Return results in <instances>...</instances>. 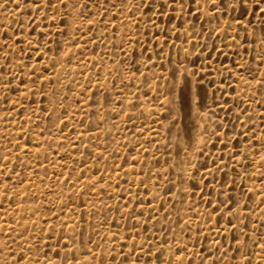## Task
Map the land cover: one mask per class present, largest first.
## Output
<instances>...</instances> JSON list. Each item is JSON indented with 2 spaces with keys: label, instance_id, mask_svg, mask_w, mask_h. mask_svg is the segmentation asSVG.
Here are the masks:
<instances>
[{
  "label": "rangeland",
  "instance_id": "obj_1",
  "mask_svg": "<svg viewBox=\"0 0 264 264\" xmlns=\"http://www.w3.org/2000/svg\"><path fill=\"white\" fill-rule=\"evenodd\" d=\"M0 264H264V0H0Z\"/></svg>",
  "mask_w": 264,
  "mask_h": 264
}]
</instances>
